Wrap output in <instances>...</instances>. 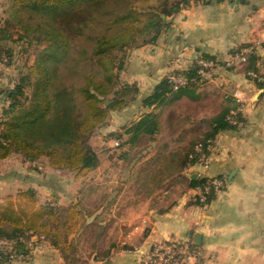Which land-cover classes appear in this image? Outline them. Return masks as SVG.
I'll return each instance as SVG.
<instances>
[{
	"label": "crops",
	"instance_id": "obj_1",
	"mask_svg": "<svg viewBox=\"0 0 264 264\" xmlns=\"http://www.w3.org/2000/svg\"><path fill=\"white\" fill-rule=\"evenodd\" d=\"M7 10L8 0H0V30L8 17ZM166 20L168 25L154 44L127 51L120 78L136 84L138 94L122 109L110 112L105 130L127 126L144 113L156 111L159 137L200 138L210 132L213 119L231 104L227 96L234 93L243 98L244 124L214 135L207 164L185 169L188 179L183 177L186 184L182 190L173 193V183L171 190L159 185V196L153 204H146L139 212L125 209L123 214L139 219L120 238L109 237L104 242L96 233L90 244L89 264H140L150 243L169 238L203 250V264H264V0L195 1ZM16 37L12 35L13 39ZM13 39L0 40V45L15 47L11 46ZM241 46L240 52L247 47L254 52V72L260 80L248 75L245 62L229 68L221 66L213 74L201 77L190 95L168 99L159 106H143V99L169 73L188 70L201 55L222 62ZM17 69L16 65L0 63V118L4 107L1 91L17 78ZM167 146L168 142H164L159 148ZM16 156L19 155L13 153L0 163ZM15 175L0 177V181L18 180L27 187L48 190L45 185L36 184L28 170L21 177ZM211 176H224L226 187L207 203L199 204L193 197L194 188L188 185L189 179ZM79 183L76 181V185ZM61 185L60 194L69 195ZM99 213L100 210L88 213L86 216L91 219L86 223ZM94 223L101 227L100 222ZM195 236H199L197 242ZM23 264L69 262L45 239Z\"/></svg>",
	"mask_w": 264,
	"mask_h": 264
},
{
	"label": "trees",
	"instance_id": "obj_2",
	"mask_svg": "<svg viewBox=\"0 0 264 264\" xmlns=\"http://www.w3.org/2000/svg\"><path fill=\"white\" fill-rule=\"evenodd\" d=\"M195 1L202 0H157V5L150 6L152 11L140 20L134 14L138 6L131 0H8V17L0 30V40L13 39L12 35L16 34L13 40L35 41L44 46L13 86L1 91L8 104L0 118V161L14 153L29 163L44 158L53 169L86 173L97 168L99 158L87 141L88 135L106 123L111 111L122 109L138 94L136 84L120 82L127 51L154 44L168 25L166 18ZM97 26L100 33L87 36L93 44L84 61L91 68L83 74L84 82L77 88L84 108L81 115L74 88L57 85L56 80L60 79V65L71 55L73 40ZM2 54L7 57L6 63H10L11 49L0 45V58ZM201 57L216 60L206 55ZM255 61L254 52H249L245 70L254 72ZM77 63L73 61L68 73L74 72ZM196 68L192 64L180 72L188 78V83L178 90H173L167 79L161 81L143 99V106H159L168 99L190 95L201 79ZM227 97L231 104L213 119L210 132L191 143L180 162L182 168L198 162L197 144L208 155L219 130L238 128L228 122L235 104L232 96ZM106 99L109 104L104 106ZM158 129L156 114L149 112L123 126V133L128 137L126 143L133 144L140 135L153 136ZM204 181L205 178L189 179L188 185L195 188ZM214 195L209 193L206 203ZM79 211L78 203L68 208L52 202L37 204L33 188L18 190L0 208V237L42 236L72 264L74 244L70 237L79 226Z\"/></svg>",
	"mask_w": 264,
	"mask_h": 264
},
{
	"label": "rangeland",
	"instance_id": "obj_3",
	"mask_svg": "<svg viewBox=\"0 0 264 264\" xmlns=\"http://www.w3.org/2000/svg\"><path fill=\"white\" fill-rule=\"evenodd\" d=\"M131 1L138 6L134 14L140 20H144L148 12L152 11L150 6L157 5V0ZM98 26L94 28V31L89 30L86 35L78 36L73 40L71 55L66 62L60 65V79L56 80L57 85L63 84L74 88L76 102L79 104L78 111L81 115L84 108L77 88L84 82L83 74L89 72L91 68L84 61L93 44L87 36H96L100 33ZM12 45L15 47L2 46L4 49H11L10 63L9 61L3 62L1 59L0 63L4 66L16 65L18 74L26 72V67L34 62L36 54L44 46V44L26 40H15L11 42ZM73 61L78 63L74 72L70 74L67 68L73 65ZM14 81L7 87H12ZM120 82H123L121 78ZM29 92L30 88H27V93ZM3 102L5 107L8 104L7 100L3 99ZM103 104L108 105L109 100L106 99ZM151 113L156 114L158 120L159 113L156 111ZM106 125L109 126V118L103 126L88 135L87 141L99 158V165L92 171L77 173L67 169H53L44 158L36 163L25 164L20 156H16L0 163V177L13 176V173L21 177L28 170L36 184L40 183L48 188V190L45 187L33 188L36 192L37 204L52 202L68 208L72 203H78L79 226L70 237L74 244V252L71 255L73 263L77 261H80V264L90 263V244H93V237L96 233L100 238L103 237L104 242H108L109 237L117 240L121 234L124 235L127 228L133 226L139 217L125 215L123 211L132 209L139 212L146 204L148 206L153 204V200L159 196V185L162 189L171 190L173 183V193L182 190L188 176L186 168H182L180 162L191 143L201 138L180 139L177 136L166 135L159 137L158 129L153 136L140 135L135 143L128 144L126 143L128 137L123 133V126L116 127L113 131H106ZM164 142H168V146L159 148V145ZM164 164L166 167H160ZM183 177L186 180L183 181ZM76 181L80 183L76 185ZM176 182L177 184H174ZM60 185L66 188L69 195L60 194ZM28 188L31 187H27L18 180L2 182L1 179L0 208L9 201L10 197L13 199L18 190ZM113 209L116 210L114 213ZM97 210L101 213L96 215L91 222L86 223L91 219L86 215ZM94 222H100L101 227ZM128 222H131V225H127Z\"/></svg>",
	"mask_w": 264,
	"mask_h": 264
},
{
	"label": "built area",
	"instance_id": "obj_4",
	"mask_svg": "<svg viewBox=\"0 0 264 264\" xmlns=\"http://www.w3.org/2000/svg\"><path fill=\"white\" fill-rule=\"evenodd\" d=\"M249 52H251L250 47L244 48L241 52L230 55L228 59L222 62L197 56L194 60L197 67L196 74L205 77L216 72L221 66L229 68L244 63ZM0 59L3 62L7 61L4 54L1 55ZM248 75L260 80L253 71H249ZM165 79L168 80L173 90H178L188 83V78L180 72H171ZM232 98L235 107L230 110L227 119L230 124L239 128L244 124V121L238 117L239 115L242 116L243 98L239 93H234ZM195 148L200 154L196 164L205 166L208 155L202 152L200 144H197ZM226 184L227 180L224 176L205 177L204 183L194 188L193 197L199 203L205 204L209 193H217L223 190ZM44 240V237L33 234L12 239L0 237V264H23L27 262L37 244ZM205 259L206 254L198 247L169 238L150 243L140 259V264H203Z\"/></svg>",
	"mask_w": 264,
	"mask_h": 264
},
{
	"label": "water",
	"instance_id": "obj_5",
	"mask_svg": "<svg viewBox=\"0 0 264 264\" xmlns=\"http://www.w3.org/2000/svg\"><path fill=\"white\" fill-rule=\"evenodd\" d=\"M106 102V101H105ZM194 176H192V178H193ZM197 239H199V236H195V240H196V242H197Z\"/></svg>",
	"mask_w": 264,
	"mask_h": 264
}]
</instances>
